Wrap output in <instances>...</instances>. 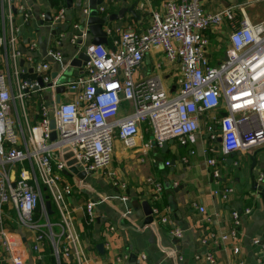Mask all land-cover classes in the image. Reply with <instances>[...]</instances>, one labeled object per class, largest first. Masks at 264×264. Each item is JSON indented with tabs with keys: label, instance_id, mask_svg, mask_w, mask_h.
I'll use <instances>...</instances> for the list:
<instances>
[{
	"label": "built area",
	"instance_id": "obj_1",
	"mask_svg": "<svg viewBox=\"0 0 264 264\" xmlns=\"http://www.w3.org/2000/svg\"><path fill=\"white\" fill-rule=\"evenodd\" d=\"M13 1L12 8L21 22L29 21L31 13L27 4L23 0ZM80 1L79 19L83 22L72 25L75 32L67 41L72 46L80 43L87 62L72 81L61 84L57 74L52 78V65L62 59L60 47L68 30L64 23V4L51 16L56 37L46 51L47 60L38 61L29 56L25 59L29 67L23 64L26 68L23 70L17 67L20 53L14 50L11 64L5 57V66L0 65V264H25L27 255L33 256L35 264H45L47 248L54 264H63L66 260L71 264L83 263V256L76 250L68 200L75 194L82 195V190L87 188L86 176L107 170L115 140L125 149H133L137 139L147 135L150 139L144 143V151L159 148L168 140L187 146L203 127L206 144L203 155L215 183L220 179L219 165L226 162L227 156L245 155L264 146V22L252 24L244 14L237 20L233 6L207 13L199 4L203 0H160L159 10L152 9L148 3L139 5V10L149 16L143 32L120 30L107 24L103 28L106 45L83 46L81 43L87 36L84 17L88 16V9L83 6L87 0ZM116 3L117 0H103L97 6L98 14L108 18ZM6 4L10 9L9 0H0L3 25ZM223 21L230 31L224 53L226 60L213 64L208 57L206 31ZM17 32L14 27L9 37L2 32L0 49L3 52H7L8 46L13 48ZM34 48L35 45H30V50ZM154 51H159L168 64L171 80L168 87L156 74L135 76L145 56ZM59 84L65 90L57 103L55 89ZM46 93L50 96L44 97ZM64 94H70L72 100L61 102ZM53 132L55 139L51 140ZM67 154L71 156L65 159ZM69 161L74 164L67 166ZM232 164L238 165L237 161ZM73 168L85 177L79 179ZM106 177L112 187L122 192L121 201H127L126 186L115 181L113 173H107ZM70 178L76 179L74 186L68 182ZM148 182L154 192L152 217L166 225L167 218L156 207L161 184ZM261 182H264V172L256 176V183ZM231 192L223 189L217 195L227 199ZM43 193L51 205L50 215ZM95 205L94 201L84 203L88 218L92 217ZM5 206L12 207L17 224L32 235L26 250H20V239L4 226ZM193 206L204 213L203 207ZM249 214L250 209L230 211L226 231L209 232L200 243L217 247L237 240L241 216ZM52 216H56V223H51ZM113 230L110 227L105 234L106 245L108 234ZM168 234L176 240L182 237L176 227L168 228ZM252 243L259 245L264 253V244L258 240ZM233 253L238 255L239 250L234 248ZM127 258L117 256L106 264H121ZM137 258L140 264H149L144 253H138ZM213 259V250L202 257L195 256V260L209 264Z\"/></svg>",
	"mask_w": 264,
	"mask_h": 264
},
{
	"label": "crops",
	"instance_id": "obj_2",
	"mask_svg": "<svg viewBox=\"0 0 264 264\" xmlns=\"http://www.w3.org/2000/svg\"><path fill=\"white\" fill-rule=\"evenodd\" d=\"M23 1L30 9L29 21L21 22L16 10L12 8L13 0H9L10 9L7 4L4 7V25L0 14V35L4 32L9 37L11 27L18 29L13 48L8 46L7 52L0 49L2 67L5 66V57L9 65L11 64L14 50L20 53L17 67L21 60L25 67H29L25 62L29 56L38 61L47 60L46 51L56 37V31L50 23L40 25L42 15H53L55 8L50 5V0ZM56 1L60 5L61 1ZM62 2L65 5V0ZM146 3L152 9L161 8L160 0H117L115 8L109 14H116L121 8H130L135 4L134 15L126 13L122 19L109 26L143 32L149 24V16L139 10V5ZM199 4L207 13L219 12L226 6H233L237 20L244 14L252 24L264 22V0H203ZM80 11L81 7H75L65 17L64 23L68 30L60 47L62 59L52 65V72L58 75V81L66 76L73 77L76 69L70 66V61L78 52L83 51L80 43L72 46L67 41L69 35L75 32L72 25L83 22L79 19ZM229 32L225 21L206 31L209 39L208 57L213 64L225 57ZM90 42L91 37L87 34L81 44L86 46ZM30 45H35V50H30ZM168 72V64L162 54L154 51L145 56L141 70L135 76L156 74L168 87L171 82ZM66 100L71 101L72 96L67 94ZM204 134L202 127L194 134V142L187 146H180L176 140H172L165 153L162 152V147L144 151L143 145L150 139L147 135L142 134L133 149H125L115 140L112 162L107 170L86 176L84 183L87 188L82 190V195L75 194L68 200L76 250L84 258L82 264H106L121 255L128 257L121 264H140L138 253H144L149 264H209L203 260H195V256L202 257L211 250L214 251L211 264L264 263V253L260 246L252 243L258 240L260 244H264V182L256 183L257 173L264 172V146L245 155L233 154L231 162V155L227 156L226 162L219 165L220 179L215 183L210 177L203 155L206 145ZM235 161L237 166L232 164ZM107 173H113L115 181L126 186L124 194L127 201H121L122 192L112 187L111 181L106 177ZM69 180L73 181L71 185L76 184V179ZM148 181L161 184L162 191L157 206L161 216L168 220L166 225L160 224L156 217L147 224L145 218L139 216L142 214L143 203L152 207L154 192ZM223 189L232 191L227 199L217 195ZM88 201L96 203L91 218H88L84 210V203ZM193 204L203 207L204 213H199ZM243 209H250V214L241 216L237 240L227 241L217 247H205L200 243L209 232L224 233L230 211L241 212ZM3 211L5 228L20 239V250H26L32 239L31 233L12 224V218L16 219V214L11 206H5ZM110 227L114 230L108 234L106 245L105 234ZM172 227L182 232L181 239L176 240L168 234V228ZM99 244L103 245L102 252L96 249ZM234 248L239 250L238 255H234ZM25 264H35L32 255H27ZM63 264H71V261H63Z\"/></svg>",
	"mask_w": 264,
	"mask_h": 264
},
{
	"label": "water",
	"instance_id": "obj_3",
	"mask_svg": "<svg viewBox=\"0 0 264 264\" xmlns=\"http://www.w3.org/2000/svg\"><path fill=\"white\" fill-rule=\"evenodd\" d=\"M78 1H80V0H78ZM77 2H74V0H65V16L70 15L71 10H74ZM102 2H103V0H87L86 4L83 5V6L87 7V9H88V16L84 17V25L86 27L87 34L91 37V42H90L91 45H106L107 39H106L105 32L103 30L104 26H106L107 24L109 25V24H113V23L117 22L118 20L122 19L126 13L134 15L133 9H134L135 4H133L130 8H121L116 14H110L108 16V18L101 17L98 14L97 6L101 5ZM79 7H81V6H79ZM51 21H52L51 16L49 13H47V14H45L43 21L42 20L40 21V25L42 26L44 23H51ZM224 60H226L225 57H224ZM85 62H87V57L84 55L83 52H79L74 56V58L70 61V66L72 68L76 69L73 77H76L78 75V72H80V70H81L82 66L85 64ZM23 64H24V62L21 60L19 63V67H21V68H23V70H25L26 68L23 67ZM28 73H31L30 68L28 69ZM55 76L56 75L53 74L52 78H54ZM38 83H39V87L42 88L43 85H42L40 79H38ZM59 85L60 86H58L55 89V93L57 94V99H56L57 103L59 102L60 94H62L65 90L63 85H61V84H59ZM221 116L223 117L224 114H222ZM51 128H53L52 123H51ZM50 138H51V140L55 139L54 132L51 133ZM169 144H172V140L162 143L161 147H162L163 153H165L167 151ZM232 155L230 156V159H229L230 162L232 160L231 159ZM70 156H71V154H67V155H65L64 158L67 159ZM251 161H252V158H251ZM72 164H74V161L67 162V166H70ZM72 172L77 174V169L73 168ZM64 175L69 176V174H67L66 172H64ZM77 177L79 179H83L85 177V174L84 173H78ZM44 199L46 200L45 201L46 211L50 215L52 213L50 202L47 200L48 199L47 196H45ZM139 216L144 217L145 223L150 224L153 220L151 207L148 206V204L143 203L142 204V214L141 215L139 214ZM96 249L99 252H102L103 245L102 244L97 245Z\"/></svg>",
	"mask_w": 264,
	"mask_h": 264
},
{
	"label": "rangeland",
	"instance_id": "obj_4",
	"mask_svg": "<svg viewBox=\"0 0 264 264\" xmlns=\"http://www.w3.org/2000/svg\"><path fill=\"white\" fill-rule=\"evenodd\" d=\"M78 0H75V2H77ZM79 6H81V2L80 1H78L77 3H76V7L77 8H79ZM70 81H72V77H63L61 80H59L58 82L59 83H65V82H70ZM66 95L67 94H64L62 97H61V102H65L66 101ZM50 96V94L49 93H46L45 95H44V97H49ZM70 184H72L73 182L71 181V180H69L68 181ZM44 194V196L46 195L45 193H43ZM57 222V220L52 216L51 217V223H56ZM12 224L14 225V226H16V227H19V225L17 224V222H16V219H14L13 220V218H12ZM55 231H58L57 229H55Z\"/></svg>",
	"mask_w": 264,
	"mask_h": 264
},
{
	"label": "trees",
	"instance_id": "obj_5",
	"mask_svg": "<svg viewBox=\"0 0 264 264\" xmlns=\"http://www.w3.org/2000/svg\"><path fill=\"white\" fill-rule=\"evenodd\" d=\"M61 1L60 5H63L64 3L62 2V0H59ZM50 5L57 9L60 7V5H58V2L56 0H50ZM77 20H75L76 22ZM156 207L159 209V207L157 206V203H156ZM160 210V209H159ZM56 219V216L54 217ZM44 261H45V264H54V259L51 257V253H50V249L47 248L45 251H44Z\"/></svg>",
	"mask_w": 264,
	"mask_h": 264
}]
</instances>
